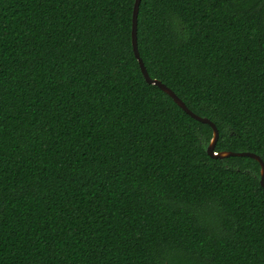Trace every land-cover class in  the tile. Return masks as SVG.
<instances>
[{"label":"trees","instance_id":"trees-1","mask_svg":"<svg viewBox=\"0 0 264 264\" xmlns=\"http://www.w3.org/2000/svg\"><path fill=\"white\" fill-rule=\"evenodd\" d=\"M135 0H0V264H264L261 166L146 82ZM152 78L264 160V0H142Z\"/></svg>","mask_w":264,"mask_h":264},{"label":"water","instance_id":"water-1","mask_svg":"<svg viewBox=\"0 0 264 264\" xmlns=\"http://www.w3.org/2000/svg\"><path fill=\"white\" fill-rule=\"evenodd\" d=\"M142 0H135L134 10H133V24H132V43H133V50L135 57L139 63L141 72L146 80V82L150 85L157 86L163 92L168 94L174 102L180 106L188 115H190L193 119L198 122L210 125L213 129V137L207 147V154L213 159H225L230 157H249L254 160H257L261 166V178L260 184L264 188V160L257 154L253 152H233V151H216V146L220 137V132L217 125L207 117H202L196 113H194L186 103L165 83L161 80L152 78L147 70V67L144 63L143 58L140 55L139 45H138V18H139V11H140V4Z\"/></svg>","mask_w":264,"mask_h":264}]
</instances>
